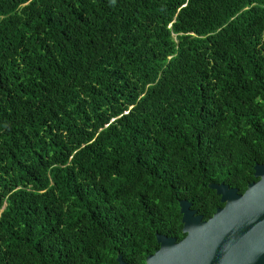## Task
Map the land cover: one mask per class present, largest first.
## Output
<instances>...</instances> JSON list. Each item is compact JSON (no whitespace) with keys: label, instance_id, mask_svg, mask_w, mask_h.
<instances>
[{"label":"trees","instance_id":"obj_1","mask_svg":"<svg viewBox=\"0 0 264 264\" xmlns=\"http://www.w3.org/2000/svg\"><path fill=\"white\" fill-rule=\"evenodd\" d=\"M264 164V0H0V264H146Z\"/></svg>","mask_w":264,"mask_h":264},{"label":"water","instance_id":"obj_2","mask_svg":"<svg viewBox=\"0 0 264 264\" xmlns=\"http://www.w3.org/2000/svg\"><path fill=\"white\" fill-rule=\"evenodd\" d=\"M254 177L240 194L224 183L209 184L224 204L208 220L180 201L182 240L156 233L159 249L146 264H264V164H256ZM118 264H127L121 255Z\"/></svg>","mask_w":264,"mask_h":264},{"label":"flooded vegetation","instance_id":"obj_3","mask_svg":"<svg viewBox=\"0 0 264 264\" xmlns=\"http://www.w3.org/2000/svg\"><path fill=\"white\" fill-rule=\"evenodd\" d=\"M257 181H258V179H257ZM256 182V181H255ZM253 183V182H252ZM251 184V183H250ZM241 194V193H240Z\"/></svg>","mask_w":264,"mask_h":264}]
</instances>
